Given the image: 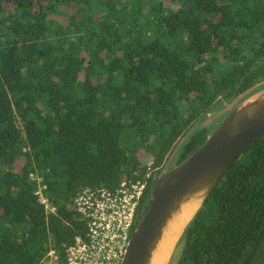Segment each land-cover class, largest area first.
Listing matches in <instances>:
<instances>
[{"label":"trees","instance_id":"obj_1","mask_svg":"<svg viewBox=\"0 0 264 264\" xmlns=\"http://www.w3.org/2000/svg\"><path fill=\"white\" fill-rule=\"evenodd\" d=\"M262 79L264 0H0V264H43L51 248L63 263L87 232L79 191L143 179L145 158L158 175L194 124ZM212 129L196 130L176 162ZM171 258L264 264V137L227 169Z\"/></svg>","mask_w":264,"mask_h":264},{"label":"water","instance_id":"obj_2","mask_svg":"<svg viewBox=\"0 0 264 264\" xmlns=\"http://www.w3.org/2000/svg\"><path fill=\"white\" fill-rule=\"evenodd\" d=\"M213 125L206 140L181 162L176 156L198 129ZM264 137V79L238 94L223 108L194 124L179 140L150 192L148 209L135 226L121 264H151L163 236L185 204L198 207L186 222L168 258L170 264L186 226L231 164ZM174 161V163H173Z\"/></svg>","mask_w":264,"mask_h":264},{"label":"built area","instance_id":"obj_3","mask_svg":"<svg viewBox=\"0 0 264 264\" xmlns=\"http://www.w3.org/2000/svg\"><path fill=\"white\" fill-rule=\"evenodd\" d=\"M147 174L143 179L124 180L115 188L87 187L74 198L76 210L86 221V236H77L68 246L64 262L51 248L43 264H121L131 234L135 228L137 210L151 177L156 178L154 160L145 158ZM38 183L36 194L47 212H54L45 193L43 178L32 173Z\"/></svg>","mask_w":264,"mask_h":264},{"label":"bare ground","instance_id":"obj_4","mask_svg":"<svg viewBox=\"0 0 264 264\" xmlns=\"http://www.w3.org/2000/svg\"><path fill=\"white\" fill-rule=\"evenodd\" d=\"M197 207V202H189L185 204L182 211L174 217L165 231L161 245L155 252L151 264H163L165 262L184 225L193 216Z\"/></svg>","mask_w":264,"mask_h":264},{"label":"rangeland","instance_id":"obj_5","mask_svg":"<svg viewBox=\"0 0 264 264\" xmlns=\"http://www.w3.org/2000/svg\"><path fill=\"white\" fill-rule=\"evenodd\" d=\"M227 103H228V102H227ZM227 103H225L221 108H223ZM221 108H220V109H221ZM220 109H219V110H220ZM214 113H215V112H214ZM176 159H177V156H176ZM176 159H175V162H176ZM173 163H174V161H173ZM171 259H172V258H171ZM170 264H175V260H173V263H171V261H170Z\"/></svg>","mask_w":264,"mask_h":264},{"label":"flooded vegetation","instance_id":"obj_6","mask_svg":"<svg viewBox=\"0 0 264 264\" xmlns=\"http://www.w3.org/2000/svg\"><path fill=\"white\" fill-rule=\"evenodd\" d=\"M173 152V151H172ZM178 159V158H177ZM177 159H176V161H177Z\"/></svg>","mask_w":264,"mask_h":264}]
</instances>
